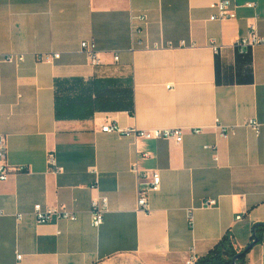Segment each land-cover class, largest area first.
I'll return each instance as SVG.
<instances>
[{
	"label": "crops",
	"instance_id": "0c3cea01",
	"mask_svg": "<svg viewBox=\"0 0 264 264\" xmlns=\"http://www.w3.org/2000/svg\"><path fill=\"white\" fill-rule=\"evenodd\" d=\"M216 1L0 0V54L25 56L0 65V134L12 169L0 180V264H186L227 231L238 249L251 243L264 223V45L240 52L236 41L251 27L264 36V0H234L236 17L222 21L211 19ZM90 40L98 66L81 46ZM58 79L81 80L66 85L68 98L121 107L58 118ZM107 122L179 128L183 140L104 132ZM136 165L161 177L150 211L137 207L147 185ZM101 196L108 209L96 228L91 208ZM37 203L77 219L39 224ZM246 261L264 264V241Z\"/></svg>",
	"mask_w": 264,
	"mask_h": 264
},
{
	"label": "built area",
	"instance_id": "2783aa9c",
	"mask_svg": "<svg viewBox=\"0 0 264 264\" xmlns=\"http://www.w3.org/2000/svg\"><path fill=\"white\" fill-rule=\"evenodd\" d=\"M250 7L254 4H248ZM212 8L215 12L212 14V20H225L236 17L234 0H217L212 4ZM140 19H145V16H140ZM264 45V36H261L254 27H251L246 35L240 37L236 41V47L240 52H245L247 49ZM82 49L88 54L91 64L94 66L100 65V58L96 50V44L94 40L83 41L81 43ZM217 50V48H216ZM54 57H59V54H54ZM48 57L46 56L45 59ZM25 60L24 54L18 53H7L0 54V65L4 63H14L19 64ZM115 60H118V56H115ZM252 129L256 132H260L261 124L255 120L249 122ZM102 130L104 132H116L122 135H135L136 137H144L147 139H166L174 140L177 143L183 140V131L179 128L174 129H154V130H140L137 128L121 129L115 122H107ZM199 132V130H195ZM221 135L227 136L226 129H221ZM206 148L215 150V146L207 145ZM48 165L54 170V172H60L61 167L57 165V160L54 153L48 154ZM134 171L137 172L140 182L145 183L147 187L140 188L138 192L137 207L138 210L150 211L148 194L150 191L158 190L160 188L161 177L157 170H146L140 171L137 165L134 166ZM11 167L7 162V143L6 138L0 134V180L5 181L8 179ZM144 181V182H143ZM217 204V200L208 199L204 201V205L207 207H213ZM108 209V198L106 196H101L100 198L92 202L91 217L92 225L99 228L103 224L104 213ZM33 215L36 222L39 224H49L56 220H70L75 221L77 216L75 213L71 212L69 209L63 206H43L37 203L33 207ZM190 219L192 220V213H190ZM192 223V221H191ZM21 257V256H18ZM199 256L196 253H192L186 260V264H197Z\"/></svg>",
	"mask_w": 264,
	"mask_h": 264
},
{
	"label": "trees",
	"instance_id": "16d2710c",
	"mask_svg": "<svg viewBox=\"0 0 264 264\" xmlns=\"http://www.w3.org/2000/svg\"><path fill=\"white\" fill-rule=\"evenodd\" d=\"M80 81V79L56 80V114L58 118L86 117L92 115L96 109H113L121 107L111 102L101 100L98 97L94 101L90 95L86 96V98L81 97V95L75 98H68L69 96L64 93L66 91V85L71 82L78 84ZM109 81L108 79L106 80V82ZM101 87L102 80L98 79L93 83L94 90L98 91ZM263 241L264 223H257L254 225L251 243L241 250L237 248L231 231H227L205 256L199 258L197 264H247L246 256L248 252L254 245ZM235 256L237 257L234 261Z\"/></svg>",
	"mask_w": 264,
	"mask_h": 264
},
{
	"label": "water",
	"instance_id": "95a60500",
	"mask_svg": "<svg viewBox=\"0 0 264 264\" xmlns=\"http://www.w3.org/2000/svg\"><path fill=\"white\" fill-rule=\"evenodd\" d=\"M251 245H253V244H251ZM249 247H250V246H249ZM236 257H237V256H235L234 261H235Z\"/></svg>",
	"mask_w": 264,
	"mask_h": 264
}]
</instances>
